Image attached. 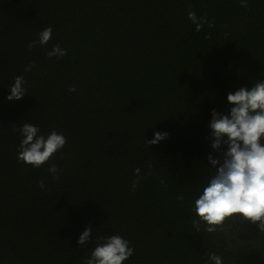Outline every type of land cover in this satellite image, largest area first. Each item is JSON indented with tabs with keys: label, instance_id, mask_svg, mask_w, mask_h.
<instances>
[{
	"label": "trees",
	"instance_id": "16d2710c",
	"mask_svg": "<svg viewBox=\"0 0 264 264\" xmlns=\"http://www.w3.org/2000/svg\"><path fill=\"white\" fill-rule=\"evenodd\" d=\"M0 264H264V0H0Z\"/></svg>",
	"mask_w": 264,
	"mask_h": 264
},
{
	"label": "rangeland",
	"instance_id": "374dc122",
	"mask_svg": "<svg viewBox=\"0 0 264 264\" xmlns=\"http://www.w3.org/2000/svg\"><path fill=\"white\" fill-rule=\"evenodd\" d=\"M217 199H218V201H220L219 203H221V204H220V207L217 209L216 217L218 219H220L224 214V211L226 209V205L221 202V200L223 199V196L220 194L219 191L217 193Z\"/></svg>",
	"mask_w": 264,
	"mask_h": 264
}]
</instances>
